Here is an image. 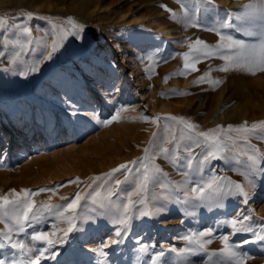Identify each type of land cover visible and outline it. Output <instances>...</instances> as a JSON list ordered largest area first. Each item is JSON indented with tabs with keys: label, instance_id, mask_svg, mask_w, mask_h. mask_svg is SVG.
Segmentation results:
<instances>
[{
	"label": "rangeland",
	"instance_id": "1",
	"mask_svg": "<svg viewBox=\"0 0 264 264\" xmlns=\"http://www.w3.org/2000/svg\"><path fill=\"white\" fill-rule=\"evenodd\" d=\"M226 1L0 2V19L7 21L0 28V196L15 199L13 190L38 193L28 197L34 207L24 232L18 231L11 206L0 207V234L8 233L11 242L21 240L33 249L20 255L0 235L5 245L0 248V259L7 264H28L35 249L41 248L47 249L41 264H152L155 253L163 249L165 255L159 264H233L220 251L223 244L219 237L228 235L230 246L234 244V251L246 258L245 264H264V240L258 239L264 236V176L257 177L255 187H247L251 193L247 205L233 195L222 200L219 208L215 204L202 206L195 199L197 194L191 193L194 186L210 191L207 185L214 178L219 184L231 180L247 186L240 175L247 156L253 149L257 157L264 156V140L258 138L264 129V71L246 54L240 57L239 67L225 60L235 57L236 51L227 46L218 48L227 42L216 35L221 32L258 46L260 17L253 9L246 12L244 6L256 8L260 0ZM97 4L104 7L98 9ZM162 4L175 16L161 8ZM197 8L203 10L198 16ZM237 14L253 20V36H245L235 27H220L229 17L239 25ZM186 16L191 17L190 22ZM16 24L30 27L31 35L18 31ZM196 24L199 26H193ZM80 26L83 39L73 35ZM168 31L173 35L169 37ZM197 39L208 48L196 45ZM54 43L59 50L52 60L39 64V72L19 74L43 60ZM205 50L211 55L204 56ZM16 52L21 54L13 64L10 61ZM185 54L194 69L184 68ZM225 66L228 72L219 71ZM95 70L106 71L103 82L93 76ZM202 76L204 81L197 83ZM223 91L225 101L218 103ZM244 94L252 99L250 116L227 117L226 112L243 101ZM179 118L195 124L196 129H187ZM253 124L257 125L255 133L240 135L235 131L250 129ZM218 126L216 135L228 148L198 170L203 159L200 154L206 155L208 150L203 143L195 146L203 141L198 133ZM167 140L172 143H165ZM186 146H191V156ZM162 147H167L168 153H161ZM146 148L150 149L147 154ZM146 155L154 157L145 161L153 166L150 174L154 179L146 193L132 195V199L136 208L150 215L131 211L128 230L119 243L111 244L117 226L110 221L114 213L123 211L128 194L134 192L136 183L131 177L137 173L133 171L126 182L129 174L123 170L109 174L119 165ZM116 179L122 184L117 186ZM77 192L81 201L76 212H64ZM141 199L145 204L139 203ZM160 205L163 208L157 211ZM240 213L249 216L245 224L252 232L234 233L228 221ZM68 218L76 224L82 219L94 222L66 232ZM208 229L213 236L201 238L211 239L205 250L179 254V249L193 247L182 237ZM34 232L47 233L54 244L32 241ZM103 242L110 245L104 250L107 256L92 251ZM142 245L147 249L142 251ZM172 247L178 251H170Z\"/></svg>",
	"mask_w": 264,
	"mask_h": 264
},
{
	"label": "snow or ice",
	"instance_id": "2",
	"mask_svg": "<svg viewBox=\"0 0 264 264\" xmlns=\"http://www.w3.org/2000/svg\"><path fill=\"white\" fill-rule=\"evenodd\" d=\"M210 3L211 0H208ZM165 11L169 12L173 16H175V13L172 9L168 8L167 5L162 4L160 6ZM245 11L249 9H253V14L258 15L260 17L259 21L257 22L259 24V31H260V38L259 43L257 45L249 46L246 44V42L243 39H235L232 36H225L221 32H216V35L219 36L220 41H226L227 44H220L217 47H230L236 51L235 57H224L225 60L231 62L234 66H241L240 64V57L243 55H247L250 57V62L253 64H258L260 66V70L264 71V0H260L259 6L256 8H253V5H245ZM203 10L197 8L196 9V15L198 16L201 14ZM31 14H28V19H31ZM185 19L190 22L191 17L186 16ZM236 20L241 21L239 25H234L232 22V19L225 18L224 22L220 24V27L223 29L233 28L235 27V30L237 32L243 33L245 36H253L255 34L253 30V20L249 18L248 16H241L240 14H237L235 16ZM7 23L6 20L0 19V28H3L4 25ZM193 26H199L198 24ZM14 27L22 32L26 33L28 35H31V28L24 24H16ZM75 27V25H73ZM83 32V26H80V28L73 33L74 37L77 39H83V36L81 33ZM29 44H31V41H28ZM196 45H203L204 49H207L208 46L204 41H201L197 39L195 41ZM62 46V45H61ZM194 47V46H190ZM59 50V47L54 43L52 46V50L47 53V55H43V60L39 61L35 66L31 67L29 71H21L19 74L23 76H28L30 73H36L40 71L39 64L43 63L44 61L52 60L53 55ZM197 52L201 51V49H196ZM2 54V53H0ZM20 52L15 53V57L11 59V63H16V58L20 56ZM204 56H209L211 53L207 50L203 51ZM184 68L185 69H194V64L189 62L188 54H185V62H184ZM4 71H8V68L3 69ZM219 71L222 72H228L229 67L225 66L219 69ZM205 77H200V79L197 81V83L203 82ZM216 83H219V81H216ZM72 115H75V110L72 111ZM116 117L113 116L112 120H115ZM145 119H148L145 117ZM171 119L176 120V117H171ZM182 123L185 124V127L189 130H195L196 125L193 123H189L184 121L183 118H179ZM111 121H105V123H110ZM229 130H233L232 126H228ZM257 129V125L253 124L251 125V128L243 127L235 129V131L240 135H247L248 133H255ZM220 128L216 130H208V131H201L198 133L200 137H203V141H197L196 147H200L201 143L207 145V154L204 155L201 153L200 155L203 156V159L198 162V170L199 168L206 162L209 161V159H216L218 158V155L222 152H224L228 148V143L223 140V138L216 135V132H219ZM259 139L264 140V129L261 130V133L258 137ZM174 139V137H173ZM229 140L235 143L234 139L229 137ZM165 143H172V140H167ZM179 147V145H177ZM145 153H149L150 149L146 148L144 149ZM161 153H168L169 149L167 147H162L159 150ZM186 151L189 152L191 156V146H186ZM255 149H253L252 154H249L247 156V164L245 165V171L240 173V175L243 176L244 180L247 181V186L244 183L241 182H235L228 180L224 184H219L216 182L215 178L213 181L209 182L207 185V188L210 190L206 192L204 186H194L191 188V193L197 194L195 199L201 203L203 206L204 204H207L209 207L212 204H215L217 208L220 207V203L222 200H225L228 197H231L233 195H237L242 198L243 203L247 205L249 203V200L251 199V193L247 190V187H255L257 177L264 176V156L257 157L255 155ZM154 159V157L151 156H145V158L141 160L131 161L128 164H121L117 168L112 169V172L109 174L111 176L114 173H119L121 170L124 171V173H128L129 175L125 176L126 182L133 171L137 173L136 177H131V179L136 183V187L133 193L128 194L127 202L123 204V211L119 213H114V219H112L110 222L113 225H116L117 227L114 230L115 239H111V244H117L120 242V240L123 238L124 233L128 230L130 226V221L132 219V216L130 215V212L135 210L140 213L141 216H148L150 215L149 212L142 211L139 208H136V202L132 199V195L140 194V193H146L149 188V184L152 183L154 177L150 174V166L145 161ZM259 161V162H258ZM192 159L190 158L188 160V167L191 168L192 166ZM129 165H132L133 167H130ZM155 171L158 173L160 172L159 168H155ZM139 177V179H137ZM71 181H69L70 183ZM115 184L117 186L122 184V181L120 179L115 180ZM215 184V187L213 185ZM163 187V185H161ZM40 192L46 191V189H40ZM13 196H15V199H9L7 195L0 196V207H7L11 206L9 211L14 215L16 225L18 227L19 232H24L26 223L30 226V218L29 213L33 211V203L28 200L29 195H36L38 193L32 192L30 193L28 190H24L22 194L16 193L15 190H13ZM185 195L187 196L188 193L186 192ZM81 201V196L79 192L75 194L74 199L71 200V202L66 204V207H64V212H71L75 213L78 205ZM141 205L145 204V200L141 199L139 201ZM163 208V205H160L157 207V211L161 210ZM61 216H63V212L60 213ZM249 219V216L243 213H240L237 215L236 218L230 219L228 223H230L234 233L238 232H252V228L245 224V221ZM68 224L69 227L66 229V232H72L74 230H80V224L90 223L94 222L93 220H81L80 224H76L72 222V218H68ZM237 224L240 225L239 228H237ZM9 231H11V228H9ZM3 236L4 239L9 240L11 248L16 249L20 255H24L25 251L27 252H33L32 248H29L23 241L17 240L16 242H11V237L8 235V233L0 234ZM253 235H256L253 233ZM213 231L212 229H208L207 231H201L199 233H191L188 235H185L182 237V239L186 240L190 245H193V247L189 248H183L179 249V254H185V253H191L195 254L197 251L205 250V246L208 243H211V239L208 240H202L203 237H212ZM221 240L223 247L220 249L222 253L227 254L231 260L233 261V264H245V259L241 255H238L235 249V245L230 246V239L228 235H221L219 237ZM258 239L264 240V236H259ZM32 241H45L49 246H52L54 244V241L49 238V235L45 232H34L31 236ZM248 241H245V243ZM110 245L108 243H101L98 248L92 249L93 252L98 253L102 256H107V252L104 251L107 249ZM5 247L3 240H0V248ZM147 246L142 245L141 250H146ZM47 249H41L36 248L35 249V256L34 259H30L28 261V264H41V257L45 255V252ZM172 252H177L178 250L175 247H172L170 249ZM165 255V252L163 249H161L159 252L155 253V255L152 258V264H159L160 258ZM0 264H7V261L4 259H0ZM13 264H15V261H13ZM99 264H103V262H99Z\"/></svg>",
	"mask_w": 264,
	"mask_h": 264
},
{
	"label": "bare ground",
	"instance_id": "3",
	"mask_svg": "<svg viewBox=\"0 0 264 264\" xmlns=\"http://www.w3.org/2000/svg\"><path fill=\"white\" fill-rule=\"evenodd\" d=\"M3 2L4 0H0V2ZM9 1V0H8ZM36 1V0H35ZM225 3H227V1L226 0H223ZM39 2H40V0H39ZM104 7V5H102V4H97L96 5V8H98V9H102ZM160 28L162 29V30H167V28L166 27H164V26H162V25H160ZM161 30V31H162ZM167 35L170 37V36H172L173 34H171L169 31L167 32ZM93 76H95V77H97V78H99L101 81L102 80H104L106 77H107V73H106V71H101V70H95V71H93ZM103 82V81H102ZM243 87H245V85L243 86ZM245 89H246V87H245ZM224 91H225V89H224ZM222 92V95H220V100H219V102L218 103H220L221 102V100H223L224 99V101H225V96H224V93L225 92ZM246 91V90H245ZM243 92V91H242ZM240 98V97H239ZM238 98V99H239ZM218 100V99H217ZM242 100L243 101H240V102H236L235 103V105H234V107H232L229 111H227L226 112V116L227 117H229V118H231V117H234V116H237V115H241V116H243V117H249L250 116V113H251V111H252V109H251V107H252V105H251V103H252V99L251 98H249L247 95H245L244 94V99L242 98ZM162 107L163 108H166V106L163 104L162 105ZM216 108V107H215ZM75 135H76V133H75Z\"/></svg>",
	"mask_w": 264,
	"mask_h": 264
}]
</instances>
